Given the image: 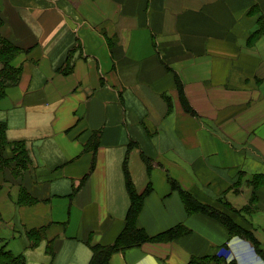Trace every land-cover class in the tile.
I'll list each match as a JSON object with an SVG mask.
<instances>
[{
    "label": "crops",
    "instance_id": "crops-1",
    "mask_svg": "<svg viewBox=\"0 0 264 264\" xmlns=\"http://www.w3.org/2000/svg\"><path fill=\"white\" fill-rule=\"evenodd\" d=\"M258 14L264 0H0L2 33L22 48L0 121L30 159L0 167V247L26 264H89L92 246L114 244L126 226L127 160L136 191L153 187L138 226L153 236L188 231L116 251L109 264L204 255L220 257L212 264H264L252 241L189 214L170 182L216 208L251 203L249 181L264 174V34L248 43ZM101 29L114 34L112 45ZM259 195L254 212L234 218L264 248V187Z\"/></svg>",
    "mask_w": 264,
    "mask_h": 264
},
{
    "label": "trees",
    "instance_id": "trees-1",
    "mask_svg": "<svg viewBox=\"0 0 264 264\" xmlns=\"http://www.w3.org/2000/svg\"><path fill=\"white\" fill-rule=\"evenodd\" d=\"M262 18H260V22ZM4 24L3 17L0 15V99L6 96L7 88L16 83L20 77L22 66H16L13 64L15 56L22 50V48L7 38L2 33V27ZM180 88V94L183 105L187 111H191L189 103L183 92L182 83L178 81ZM6 123L0 121V167L10 165L14 168H26L29 162V151L26 145L22 141H10L6 134ZM125 172L127 177V183L129 187V193L131 197V206L129 208L126 217V226L116 241L112 245H93V256L89 264H109L112 254L116 251H123L129 247L138 246L148 241H165L172 240L179 235L186 233L183 226L169 228L157 235H149L144 228L138 226V217L143 207L146 196L152 191V185L149 184L147 188L138 193L133 187L131 178L127 170V160L125 164ZM172 188L178 190L184 200L187 212L189 214L195 212H203L207 215L221 221L229 230L230 236L235 234L241 235L244 238L250 239L259 254L264 259V248L261 247L258 240L253 235V231L250 227L245 226L234 218V215L240 213L237 209L233 208L228 202L226 207H232L230 213L221 208H216L210 204H204L197 201L191 193L184 190L176 180H170ZM258 182V184H256ZM250 183L254 186L264 183V175L254 174L250 179ZM255 193H253V196ZM253 199V197H252ZM248 207H251L248 206ZM219 262L220 257L217 255H204L202 257H192L188 264H212L213 262ZM0 264H26V260L21 255H14L5 248L0 247ZM229 264H237L234 260H231Z\"/></svg>",
    "mask_w": 264,
    "mask_h": 264
},
{
    "label": "rangeland",
    "instance_id": "rangeland-1",
    "mask_svg": "<svg viewBox=\"0 0 264 264\" xmlns=\"http://www.w3.org/2000/svg\"><path fill=\"white\" fill-rule=\"evenodd\" d=\"M255 12H256V10H255V7H253V8H251L250 10H249V13L250 14H255ZM255 15H254V18H252L253 19V21L252 22H254V19H255ZM257 20H256V25H254L255 26V28H254V31L251 33V35L249 36V38H248V43L249 44H253V43H255V41L258 39V38H260L263 34H264V15H262V14H258L257 15ZM260 18H262V21L260 22ZM84 21H82L81 19L79 20L80 21V23L82 22V25H85L86 23H87V20H85V18L83 19ZM88 23H90V20L88 19ZM75 26H76V28H75ZM74 26V33L75 34H77V29H78V27H79V25L77 24V25H75ZM103 27H105V29H107L106 28V26H103ZM103 30L101 29V31L100 32H102ZM107 31V34H106V32L105 31H103V35L105 36V38H106V40H107V42L108 41H110L111 42V45H112V43H113V40H114V42H115V39H116V37L115 36H113L114 34H110V33H108V30H106ZM111 33H112V31H110ZM75 45L73 46V49H75V51H77L78 52V54L79 55H84V50H83V47H82V42L80 41V38H79V36L78 35H75ZM14 42V41H13ZM15 43V42H14ZM18 45V44H17ZM108 45L110 46V48L112 47L109 43H108ZM21 47V46H20ZM79 50V51H78ZM72 56H73V53H70V56L63 62V64L60 66V68L64 71V73L65 74H68V73H70V72H72L73 71V69H74V63H73V61H72ZM68 59H70V61H67ZM14 64V63H13ZM261 82H262V80L261 79H258L256 82H255V84H254V90H258V88H259V86H260V84H261ZM182 102V101H181ZM183 103V102H182ZM255 174H261V175H264V174H262V173H255ZM238 182H240V183H238ZM237 182V184L238 185H240L241 183H242V180H240V181H238ZM249 183H250V181H249ZM256 184H258V182L256 183ZM250 185L252 186V190H253V192H252V197H253V199H252V197H251V203L249 204V205H247L246 207H242V208H237V207H235L234 205H232L230 202H228V201H226V202H228V203H230L231 205H232V207L233 208H235V209H237L240 213H237V214H235L234 216H236L238 219H240V220H242V219H244L245 218V215L246 214H250L251 212H254L258 207H259V203H260V195H259V190L260 189H262L263 187H264V183H260V185H257V186H254V185H252L251 183H250ZM253 193H255V195L253 196ZM222 204V207H220L221 209H224L225 211L227 210V212L228 213H230L231 211H232V207H226V205L228 204V203H224L225 201H223V200H221L220 201ZM251 205V207H248V206H250ZM233 212V211H232ZM250 212V213H249ZM236 236H240V237H242L241 235H238V234H235ZM244 238V237H243ZM245 239H247V240H250V239H248V238H245ZM251 241V240H250ZM222 250H224V253H228V251H227V248H224V249H222Z\"/></svg>",
    "mask_w": 264,
    "mask_h": 264
}]
</instances>
